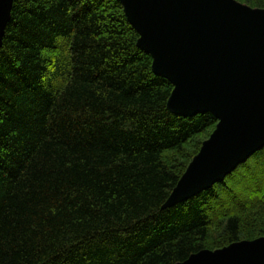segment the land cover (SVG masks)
<instances>
[{"label": "trees", "instance_id": "1", "mask_svg": "<svg viewBox=\"0 0 264 264\" xmlns=\"http://www.w3.org/2000/svg\"><path fill=\"white\" fill-rule=\"evenodd\" d=\"M264 9V0H238ZM120 0H16L0 48V264H182L264 239V148L166 208L219 119L169 108Z\"/></svg>", "mask_w": 264, "mask_h": 264}, {"label": "water", "instance_id": "2", "mask_svg": "<svg viewBox=\"0 0 264 264\" xmlns=\"http://www.w3.org/2000/svg\"><path fill=\"white\" fill-rule=\"evenodd\" d=\"M16 0H0V48ZM139 47L175 90L176 115L211 112L219 124L166 208L223 182L264 148V9L236 0H120ZM182 264H264V239L194 255Z\"/></svg>", "mask_w": 264, "mask_h": 264}, {"label": "rangeland", "instance_id": "3", "mask_svg": "<svg viewBox=\"0 0 264 264\" xmlns=\"http://www.w3.org/2000/svg\"><path fill=\"white\" fill-rule=\"evenodd\" d=\"M236 1H238V0H236ZM238 2H240V3H242V4H245V3H243V2H241V1H238ZM247 5V4H246ZM250 7V6H249ZM252 8V7H251ZM253 9H259V8H253Z\"/></svg>", "mask_w": 264, "mask_h": 264}]
</instances>
